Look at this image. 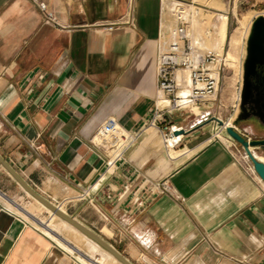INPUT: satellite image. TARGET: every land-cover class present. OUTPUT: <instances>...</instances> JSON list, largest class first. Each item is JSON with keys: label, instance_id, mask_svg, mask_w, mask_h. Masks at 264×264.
Wrapping results in <instances>:
<instances>
[{"label": "crops", "instance_id": "0c3cea01", "mask_svg": "<svg viewBox=\"0 0 264 264\" xmlns=\"http://www.w3.org/2000/svg\"><path fill=\"white\" fill-rule=\"evenodd\" d=\"M43 1L55 22L32 0H0V155L133 264H264V182L247 153L212 121L184 122L187 109L152 122L169 0H133L131 23L130 0ZM226 36L227 21L221 51ZM110 116L118 145L92 142ZM2 168L0 264H83L6 206L20 209Z\"/></svg>", "mask_w": 264, "mask_h": 264}, {"label": "built area", "instance_id": "2783aa9c", "mask_svg": "<svg viewBox=\"0 0 264 264\" xmlns=\"http://www.w3.org/2000/svg\"><path fill=\"white\" fill-rule=\"evenodd\" d=\"M32 1L42 10L47 22L56 21L45 1ZM163 7L169 12L173 23L167 31L160 32L159 35L156 66L157 94L152 119L154 123L163 119L166 112L190 109L191 106L199 107L215 99L220 88L222 68L226 62L223 52L205 48L203 38H198L195 35L193 21L194 17L199 16L198 9L194 10V8H198L196 2L169 0ZM133 9V0H130L128 15L124 19L127 22L133 21ZM109 27L112 28L113 25L111 24ZM212 29L213 27H208L205 30L206 37L211 36ZM207 115L208 113L201 114L197 121L202 122ZM120 132L118 120L114 116H110L98 128L92 142L117 146L122 136ZM215 136L218 137V133ZM123 138L125 139V136ZM172 138V134L164 135L165 142H169ZM244 154H246L245 151ZM245 167L248 172L257 175L249 158L245 160ZM169 188L164 183L161 185L162 190ZM30 225L42 234L49 236L33 224L30 223ZM54 244L82 263L55 240Z\"/></svg>", "mask_w": 264, "mask_h": 264}, {"label": "rangeland", "instance_id": "374dc122", "mask_svg": "<svg viewBox=\"0 0 264 264\" xmlns=\"http://www.w3.org/2000/svg\"><path fill=\"white\" fill-rule=\"evenodd\" d=\"M197 2L196 3L198 5V8H194V10L198 9L199 16L194 17V33L198 38H203V44L205 48L223 52L226 56V51L228 49V40L234 29L236 27H241L242 29L246 30L243 38V46L239 50L238 55L234 57L231 63H229V61L227 60L222 68L220 88L216 98L209 101L208 103L200 105L199 107L191 106V108L187 109V112L183 115V117L185 118L184 122H189L190 125L191 123H193L192 121L194 118H199L201 114L208 113V115L202 122H197V125L200 126L204 123L212 121V132L214 133V135L218 133V137L224 140V135H229L226 131V127L221 128V126L216 121L211 119L212 116L221 118L223 121H225L226 126L233 125L241 133H245V128L249 130L251 128L250 125L246 123H239L236 120L238 119V115L240 112V94L243 87L244 75V66L242 64V61H244L246 57V37H248L247 33H250L249 29L256 15L261 13L264 14V0H198ZM224 14H226L225 21H227V36L221 51L217 50L218 47L214 39L216 27L215 24L218 17ZM208 27H213L210 37H206L205 35V30ZM237 144L239 149V151H237V154L242 157L243 153L241 154V152H243L242 150L244 149L240 143L237 142ZM252 150L257 157H259L257 153L264 154V152L259 147H253ZM2 170L5 169L2 168ZM13 182V186L12 188H10V193L8 194L9 197L20 202L19 204L21 206L33 212L41 220L50 223L61 235L71 241L72 244L80 247L83 252L93 253V251L89 249V245L86 241H84L83 238L77 236V234L75 235L73 231L63 226L57 218L51 216L49 209L38 206V204L35 202V199L29 193H26L18 183H16L15 181ZM0 185L6 186L5 182L3 181H1ZM6 187L9 189V186ZM1 200L6 204L8 208L15 210L40 230L44 231V229H46L35 219V224L32 223L27 218V216L24 215L27 213L23 210L19 209L24 214L15 207L10 206L5 199L1 198ZM60 204L67 211V213L76 217L78 220L80 219L77 214L74 213V209L72 207L67 206L65 202H60ZM84 225L88 224L85 223ZM46 230L49 231L48 229ZM48 235L58 243V241L53 236H51L50 234ZM71 253L83 264H87L79 257L78 252L75 251ZM95 256L99 257L100 255L97 253L95 254Z\"/></svg>", "mask_w": 264, "mask_h": 264}, {"label": "water", "instance_id": "95a60500", "mask_svg": "<svg viewBox=\"0 0 264 264\" xmlns=\"http://www.w3.org/2000/svg\"><path fill=\"white\" fill-rule=\"evenodd\" d=\"M258 64H264V16L258 15L252 22L250 33L247 38L246 57L243 63L244 75H243V87L240 94V99L245 100L250 93V81L249 75L255 73ZM264 83V79H263ZM212 120L216 121L220 126L224 125V121L221 118L212 116ZM238 120V119H237ZM236 120V121H237ZM238 122V121H237ZM226 131L232 139L240 143L244 151L248 154L256 173L264 182V162L258 160L251 147H257L264 145V139L248 138L243 133L239 132L233 125L226 126ZM185 132V129L180 128L174 131V134ZM0 164L7 170V172L16 180V182L24 189L26 193H29L38 201H40L48 209L55 212L62 219L66 220L86 236L91 238L100 244L103 248L112 253L123 264H133L127 257H125L120 251H118L112 244L103 239L100 235L93 230L76 220L72 215L62 211L58 204L51 201L40 192H38L31 184H29L20 173L17 172L1 155Z\"/></svg>", "mask_w": 264, "mask_h": 264}, {"label": "bare ground", "instance_id": "6f19581e", "mask_svg": "<svg viewBox=\"0 0 264 264\" xmlns=\"http://www.w3.org/2000/svg\"><path fill=\"white\" fill-rule=\"evenodd\" d=\"M194 1H198V0H194ZM258 15H263L264 14H257ZM225 15H221L219 16V20L216 23L217 26V32L215 33V43L217 44L218 47V42H220L221 40V33H223L224 31V24H225ZM253 22V21H252ZM252 25V23H251ZM251 29V26H250ZM250 32V30H249ZM246 33V30L242 29L241 27H236L234 29V31L231 33L229 40H228V46H229V51L234 55H238L239 50L241 49V47L243 46V38L244 35ZM249 35V33H248ZM247 35V36H248ZM248 38V37H247ZM217 50H220V48L218 47ZM227 61V58H226ZM244 63V62H243ZM226 127V123L224 121V125L221 126V128H225ZM177 129H180L177 128ZM181 133H179L180 135ZM178 134H176L175 136H173L174 138L177 136ZM170 144H172V139L169 140ZM253 147H251L252 150ZM253 151V150H252ZM254 153V152H253ZM248 155V154H247ZM254 156L258 159L261 160L260 158H258L255 153ZM263 161V160H261ZM264 162V161H263ZM259 176V175H258ZM260 177V176H259ZM262 180V179H261ZM263 181V180H262ZM32 196V195H31ZM33 197V196H32ZM34 198V197H33ZM35 202L38 204V206L42 207V208H47L46 206H44L40 201H38L36 198ZM11 201H13L11 199ZM14 202V201H13ZM16 205L23 210L24 212H26L27 214L31 215L36 221H38L41 225H43L46 229H48L49 231H47L46 229H44V231L48 234H50L51 236H53L58 243L60 244V246H62L63 248L67 249L70 252H75V251H81L80 253L85 254L87 257H89L93 262H95L96 264H123L121 261H119L112 253H110L108 250H106L105 248H103L100 244H98L96 241L92 240L91 238H89L88 236H86L84 233H82L80 230H78L76 227H74L72 224H70L69 222H67L66 220L62 219L60 216H58L55 212H53L52 210L49 209L50 214L52 217H55L58 219V221L65 226L66 228H68L69 230L73 231V233H75V235L77 234V236H80L81 238L84 239V241L87 242V244L89 245V249H91L93 251V253H88V252H83L82 249L74 244L71 243V241H69L68 239H66L63 235H61L55 228L54 226H52L50 223L45 222L43 220H41L40 218H38L33 212H31L30 210L26 209L25 207L21 206L19 203L16 202ZM60 209L62 211H64L65 209L59 205ZM48 209V208H47ZM66 212V211H64ZM67 213V212H66ZM99 254V257H96L95 254Z\"/></svg>", "mask_w": 264, "mask_h": 264}, {"label": "flooded vegetation", "instance_id": "af4514ba", "mask_svg": "<svg viewBox=\"0 0 264 264\" xmlns=\"http://www.w3.org/2000/svg\"><path fill=\"white\" fill-rule=\"evenodd\" d=\"M248 79L250 81V93L245 100H240V112L237 121L250 125V130L244 129L245 133L243 134L246 137L264 139V64H258L255 73L250 74ZM257 147L264 152V145ZM260 155L264 156V154Z\"/></svg>", "mask_w": 264, "mask_h": 264}]
</instances>
